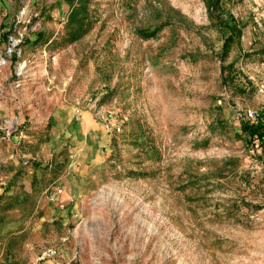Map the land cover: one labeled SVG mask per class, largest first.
<instances>
[{
    "label": "rangeland",
    "instance_id": "1",
    "mask_svg": "<svg viewBox=\"0 0 264 264\" xmlns=\"http://www.w3.org/2000/svg\"><path fill=\"white\" fill-rule=\"evenodd\" d=\"M264 0H0V264H264Z\"/></svg>",
    "mask_w": 264,
    "mask_h": 264
},
{
    "label": "trees",
    "instance_id": "2",
    "mask_svg": "<svg viewBox=\"0 0 264 264\" xmlns=\"http://www.w3.org/2000/svg\"><path fill=\"white\" fill-rule=\"evenodd\" d=\"M243 134L249 136L251 141H258L261 150L264 151V120L254 118L253 120L244 122L241 126Z\"/></svg>",
    "mask_w": 264,
    "mask_h": 264
}]
</instances>
